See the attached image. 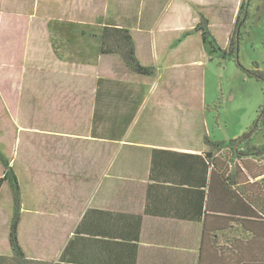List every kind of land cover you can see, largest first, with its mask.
<instances>
[{
  "label": "crops",
  "instance_id": "crops-1",
  "mask_svg": "<svg viewBox=\"0 0 264 264\" xmlns=\"http://www.w3.org/2000/svg\"><path fill=\"white\" fill-rule=\"evenodd\" d=\"M229 1L0 0V18L14 14L29 32L26 75L18 82L10 76L11 55L3 57L11 43L0 39L5 129L16 131L26 159L51 162V174H35L52 178L58 188L51 209L41 211L60 227L51 240L38 235L24 242L18 233L27 258L230 264L228 246L239 237L236 221L245 209L223 172L208 169L203 158L205 139L220 142L210 132L220 130L204 74L211 60L199 33L172 48L200 15L227 48L241 0H232L231 13ZM99 18L131 32L138 60L153 67L154 76L131 73L114 55L57 57L51 22L95 24ZM78 42L96 52L93 40ZM9 158L14 162L16 154ZM9 254L0 250V256Z\"/></svg>",
  "mask_w": 264,
  "mask_h": 264
},
{
  "label": "trees",
  "instance_id": "trees-1",
  "mask_svg": "<svg viewBox=\"0 0 264 264\" xmlns=\"http://www.w3.org/2000/svg\"><path fill=\"white\" fill-rule=\"evenodd\" d=\"M247 1L249 0H242L240 4L227 48L219 45L210 30L208 19L203 15H200L193 30L184 33L173 43L172 48L187 36L199 33L204 50L211 61L215 58L223 61L235 60L237 69L247 79L264 86V72L260 71L257 63H253L251 68H246L238 61L240 29L244 25ZM49 29L53 49L62 60H68L73 51L69 45L71 42L93 40L97 44L96 58L106 55L118 56L131 73L145 77L155 75L153 67L143 66L138 60L135 42L128 29L103 23L101 18L95 24L53 21L49 24ZM259 137L264 138V104L257 111L254 124L241 136L220 142L205 139V145L209 148L203 155L207 168H219L223 172L224 180L233 186L245 209L244 215L236 221L240 232L236 228L235 230L239 237H235V242L228 246L230 264H264V144L255 142V138ZM0 173V190L3 184H7L14 202L8 239L6 242L0 241V250L10 254L0 256V264H60L36 261L25 256L18 238L22 211L20 186L11 159L1 149ZM260 177L261 181L253 183ZM206 236L205 230L203 240Z\"/></svg>",
  "mask_w": 264,
  "mask_h": 264
},
{
  "label": "rangeland",
  "instance_id": "rangeland-1",
  "mask_svg": "<svg viewBox=\"0 0 264 264\" xmlns=\"http://www.w3.org/2000/svg\"><path fill=\"white\" fill-rule=\"evenodd\" d=\"M225 5L231 13L232 0L226 2ZM239 7L238 4L236 11ZM12 16V19L6 17L7 20L0 18V39L2 38V42L11 43V48L4 49L5 54H2L3 57L7 53L11 55L10 68L13 66L10 76L18 82L26 75L22 55L29 47L24 48V44L28 42L26 38H29V32L26 31L27 28H22L21 24L16 22L19 19L14 14ZM240 34L238 61L246 68H251L253 63H257L260 71L264 72V0L247 1L244 25L240 29ZM223 37L224 32L221 31V40ZM217 41L221 45L220 40ZM69 45L73 50L69 55V60L95 61L97 59L96 53L88 52L82 43L71 42ZM204 74L207 84L209 83L207 91H210V97L214 98L211 108L214 109L213 113L217 116L220 125L219 132L216 128L210 131L211 136H214L217 141H229L241 136L254 124L257 111L264 104L263 84L243 78V74L237 69L235 60L223 61L215 58L205 66ZM6 76L3 74L1 78ZM2 85H4L3 79L0 85V149L7 157L16 154V159L14 162L11 161V165L17 175L21 191L22 211L18 233L24 242L38 235V238L47 242L51 240L52 233L57 232L60 227L58 222L44 216L41 211L45 208L51 209L50 200L52 195L57 193L58 188L52 178L38 177L35 173L38 169V172L49 171L48 173L51 174L52 165L50 161L37 163L35 160L26 159L21 153L19 143L16 142L18 141L15 138L16 131L10 125L5 129L3 111L5 98L3 95L6 91ZM255 142L264 144V138H255ZM13 213L12 192L7 184H3L0 190V238L2 239H6L9 235Z\"/></svg>",
  "mask_w": 264,
  "mask_h": 264
}]
</instances>
